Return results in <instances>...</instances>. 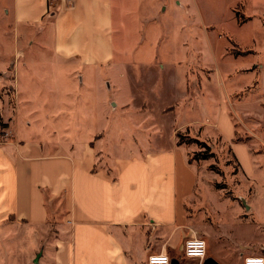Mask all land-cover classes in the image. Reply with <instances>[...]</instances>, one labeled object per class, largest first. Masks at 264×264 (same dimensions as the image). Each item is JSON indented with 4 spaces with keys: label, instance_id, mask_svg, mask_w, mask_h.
Masks as SVG:
<instances>
[{
    "label": "crops",
    "instance_id": "crops-1",
    "mask_svg": "<svg viewBox=\"0 0 264 264\" xmlns=\"http://www.w3.org/2000/svg\"><path fill=\"white\" fill-rule=\"evenodd\" d=\"M192 1L198 4V0H58L56 4L46 0H0V51L24 49L27 43L20 36L28 28H52L51 41L36 43L43 63L29 60L31 57L12 61L17 70L18 98L21 73L41 65L48 83L53 79L49 71L73 83L67 96L76 94L82 100L84 109L79 113L85 118L87 113L88 118L98 113L96 105H88V99L105 93L99 104L100 119L105 123H100L95 133L89 131L82 141H72L70 135L60 142L36 141L29 146L17 135L14 140H0V264H148L155 254L168 255L183 264L185 241L199 237L206 241L207 257L190 259L196 264L209 259L217 264H244L246 257H264V218L258 210V202L264 197V181L255 182L254 195L247 200L254 211L249 221L256 226L259 242L245 243L244 250L237 251V262L228 261L214 247L209 249L208 232L188 217L186 205L196 190L199 172L190 162L188 147L179 145L175 135L189 127L173 126L170 144L162 138L161 120L166 115L179 118L182 105L190 106L195 99H202L214 74L199 83L195 68L204 65L199 59L191 62L189 57H179L170 66L184 69L186 97L181 104L166 108L154 104L140 87L142 66L162 71L167 68L160 56L148 50L155 48L158 39L156 16L169 8L175 11L179 34H186L179 42L185 49L197 43L198 38L193 37L196 32L208 35L214 29L204 19L199 20L202 13L193 12ZM7 21L13 26L15 41L6 31ZM135 24L140 36L130 45ZM152 24L155 27L149 29ZM116 33L123 40L121 58L116 56ZM3 62L5 68L7 62ZM131 75L138 78L131 81ZM77 80L79 89L75 87ZM62 105L67 106L68 114L74 109V104ZM45 107L41 103L34 113ZM59 110L49 109L47 120L56 121L58 116L52 114ZM108 112L117 118L107 117ZM221 115L232 127V140L234 127L226 116L224 102ZM206 121L219 133L217 122L212 125V121ZM138 130L143 131V142L139 144L142 148L132 151L144 156H124L136 145L119 142V134L127 131L130 135ZM101 134L117 143V153L120 148L123 152V156L108 157L104 168L98 167L99 150L93 147L94 138ZM233 148L241 161L244 156L246 163L254 167L248 146L234 144ZM54 218H64L69 225L60 223L59 232L52 233L50 221Z\"/></svg>",
    "mask_w": 264,
    "mask_h": 264
},
{
    "label": "rangeland",
    "instance_id": "rangeland-1",
    "mask_svg": "<svg viewBox=\"0 0 264 264\" xmlns=\"http://www.w3.org/2000/svg\"><path fill=\"white\" fill-rule=\"evenodd\" d=\"M56 3L57 1L54 2ZM190 4L195 3L192 1ZM193 12L202 13V17L199 15V20L204 19L214 29L208 35L204 32H196L193 37H197L198 40L191 45V49H185L179 44L180 39L185 38L186 34H179L178 18L172 8H169L167 13L159 15L160 17L156 16L154 22L158 26V39L155 48L148 50L154 56H160L166 62L167 68L162 71L154 66H142L140 87L145 90L146 96L154 104L166 108L176 106L177 103L181 104L186 97L182 83L185 77L184 69L170 66L179 57H189L191 62H197L199 59L204 65L195 68L194 73L198 74L199 83L203 77L209 78L214 74L213 81L207 86L206 95L202 99H195L189 103L190 106L182 105L179 118L166 115L161 120L162 138L165 144H170L174 134L173 126L189 127L175 135L178 143L181 140V145L188 147L190 162L196 165L199 172L196 190L192 192L191 199L186 205L188 217L190 222L208 232L209 249L210 246L214 247L225 259L228 261L234 259L236 263L239 253L237 251L244 250L245 243L259 242L256 226L249 221L252 220L254 211L251 210L247 200L254 195L255 182L258 181L260 184L264 181V0H198ZM234 13L235 16L239 13L246 19L257 17L239 26ZM136 26L135 24V29L132 27L130 45L135 44L140 36L136 33ZM5 27L11 38L13 34L11 22L7 21ZM153 27L154 24L150 25L149 29ZM14 35L12 40L15 41ZM20 38L27 43L24 49L0 51V61L7 62L5 68V63H0V140H14L17 135L29 146L36 141L60 142L69 135L72 136L70 138L72 141H82L90 134L89 131L93 133L98 131L100 123L101 126L105 123L100 119L99 113V104L104 100L105 93H97L92 99H88V105H96L98 113L93 112L92 116L96 115V119L88 118V113L85 118L79 113L80 109H84L82 100L76 94L67 96L66 91L72 90L73 83L68 82V79H64L62 75L59 77L50 75V71L47 73L53 79L48 83L46 76L43 75L45 68L43 65L37 70L33 67L31 72L24 70L21 73L19 83L21 98H18L17 70L12 61L31 57L29 60L33 59L35 63V60H41L43 63L37 44L51 41L52 28H28ZM115 38L118 48L116 56L121 58L122 55L119 53L123 43V40H120L121 34L116 33ZM151 40L155 42V39ZM148 42L146 41L145 44L147 45ZM42 51L50 53L44 49ZM238 52L246 55L237 56ZM34 77L37 78L33 80ZM54 78L57 80L55 81ZM129 78L133 81L138 77L131 75ZM78 83L79 80L76 82V89L80 87ZM63 87L66 94L61 91ZM140 101L141 99L138 100V104ZM222 101L226 108V116L234 127L232 140V127L228 119L221 115ZM62 102L74 104L70 114L65 112L67 106H63ZM20 103L23 104L20 106ZM41 103L47 107L40 109L39 113H34L41 107ZM102 108L106 109V106L103 105ZM49 109L54 111L60 109L52 114L58 116L56 121L47 120ZM109 109L112 111L111 107ZM107 114V117L117 118L116 114L111 116L110 112ZM81 118L84 119L82 123ZM207 119L212 121V125L214 122L218 123L219 133L210 127ZM67 129L69 130L66 131ZM126 132L119 134L118 141L123 143L128 141L136 146H132L124 156H144L143 153L132 151L142 148L139 144L143 142V131H132L130 135ZM105 137L101 134L94 140L92 138L96 142L93 147L99 150V168L106 167L108 157L110 160V157L123 153L121 148L122 153H117V143L109 140V136L106 139ZM196 139L205 142L210 150L195 142ZM234 144L248 146L254 167L246 163L244 156H242L243 162L238 158L234 152ZM210 153L214 156H210ZM238 153L241 157L242 152L238 150ZM253 168L252 172H247ZM258 203L260 217L264 218V197ZM50 222L52 233L59 232L60 223L69 225L64 218H54ZM183 264L196 263L195 260L185 258Z\"/></svg>",
    "mask_w": 264,
    "mask_h": 264
},
{
    "label": "built area",
    "instance_id": "built-area-1",
    "mask_svg": "<svg viewBox=\"0 0 264 264\" xmlns=\"http://www.w3.org/2000/svg\"><path fill=\"white\" fill-rule=\"evenodd\" d=\"M52 4L58 0H46ZM184 257L189 259L205 260L207 257V244L202 238H192L185 241ZM148 264H172V259L165 254L151 255L148 259ZM244 264H264V257L249 256L244 260Z\"/></svg>",
    "mask_w": 264,
    "mask_h": 264
},
{
    "label": "trees",
    "instance_id": "trees-1",
    "mask_svg": "<svg viewBox=\"0 0 264 264\" xmlns=\"http://www.w3.org/2000/svg\"><path fill=\"white\" fill-rule=\"evenodd\" d=\"M236 16H237L236 18L238 19V22H239L240 25H243L248 20H251V18L246 19L244 16L240 15L239 13H237ZM240 55L245 56L246 53H240V52H238L237 53V56H240ZM195 142H197L198 144L202 145L203 147H207L210 150L209 146L205 142L198 141L197 139L195 140ZM178 144L181 145L182 144V141L180 140ZM210 156L213 157L214 156L213 153H210ZM204 159H207V157H204Z\"/></svg>",
    "mask_w": 264,
    "mask_h": 264
},
{
    "label": "water",
    "instance_id": "water-1",
    "mask_svg": "<svg viewBox=\"0 0 264 264\" xmlns=\"http://www.w3.org/2000/svg\"><path fill=\"white\" fill-rule=\"evenodd\" d=\"M172 264H179L178 261L174 260L172 261ZM204 264H217L215 261L212 259L207 260Z\"/></svg>",
    "mask_w": 264,
    "mask_h": 264
}]
</instances>
